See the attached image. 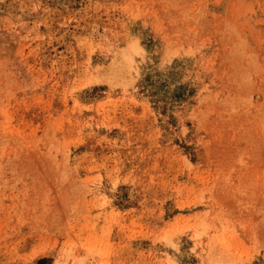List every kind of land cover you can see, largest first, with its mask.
<instances>
[{
    "label": "rangeland",
    "instance_id": "1",
    "mask_svg": "<svg viewBox=\"0 0 264 264\" xmlns=\"http://www.w3.org/2000/svg\"><path fill=\"white\" fill-rule=\"evenodd\" d=\"M0 264H264V0H0Z\"/></svg>",
    "mask_w": 264,
    "mask_h": 264
}]
</instances>
